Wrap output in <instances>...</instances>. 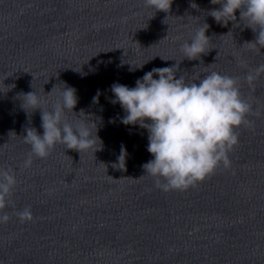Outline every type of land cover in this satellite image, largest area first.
Masks as SVG:
<instances>
[{"label": "water", "instance_id": "obj_1", "mask_svg": "<svg viewBox=\"0 0 264 264\" xmlns=\"http://www.w3.org/2000/svg\"><path fill=\"white\" fill-rule=\"evenodd\" d=\"M219 7L173 0L155 13L146 0H0V169L16 180L0 210L9 217L0 264H264V45L251 43L255 27L239 12L218 24L208 12ZM204 24L205 55L189 61L181 46ZM175 64L189 84L212 72L232 77L250 111L228 168L164 191L142 168L152 159L147 132L121 124L110 87H134ZM64 86L77 104L62 122L95 123L101 148L77 153L58 143L38 158L24 136L42 135L41 113L23 110L21 95L33 91L48 111ZM25 209L32 218L22 222Z\"/></svg>", "mask_w": 264, "mask_h": 264}, {"label": "clouds", "instance_id": "obj_2", "mask_svg": "<svg viewBox=\"0 0 264 264\" xmlns=\"http://www.w3.org/2000/svg\"><path fill=\"white\" fill-rule=\"evenodd\" d=\"M172 3L173 0H146L147 6L155 13L169 12ZM211 3L220 6L208 12L218 24L226 26L235 21V14L239 12L240 20L246 19L247 28L253 31L252 26L255 27L256 40L251 43L264 45V0H217L216 3L211 0ZM207 29L208 25L204 24L203 29L181 46L185 59L200 60L205 55L210 39L205 35ZM177 67L175 64L152 69L137 79L134 87L119 83L110 87L113 97L110 102L118 104L123 112L121 124L137 126L147 132L146 150L152 159L142 168L144 174L157 178V187L164 191L184 190L202 182L221 164L228 168L227 154L238 143L235 129L245 122V115L250 111L232 77L212 72L189 84L183 77L177 78L173 72ZM253 79L252 75L247 77L249 82ZM99 95L98 92L93 103L98 102ZM21 96L24 98L23 110L27 105L41 113L42 135L35 129H28L24 136L36 157L45 158L58 143L77 153L100 150L101 141L95 123L83 121L74 125L66 120L62 122V113L73 112L77 104L74 89L64 86L61 102L48 111L41 110V100L33 91ZM93 124L94 132L89 127ZM125 155L122 148L118 163L122 158L123 167ZM15 184L14 175L0 169V210L5 207L6 198ZM19 218L22 222L31 220L30 210L19 213ZM8 219L6 214L2 215L0 223Z\"/></svg>", "mask_w": 264, "mask_h": 264}]
</instances>
